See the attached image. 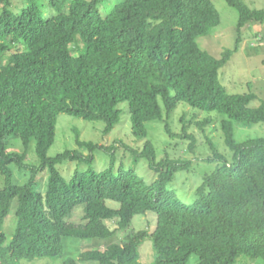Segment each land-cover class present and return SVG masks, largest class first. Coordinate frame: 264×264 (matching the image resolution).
Masks as SVG:
<instances>
[{"label": "trees", "instance_id": "trees-1", "mask_svg": "<svg viewBox=\"0 0 264 264\" xmlns=\"http://www.w3.org/2000/svg\"><path fill=\"white\" fill-rule=\"evenodd\" d=\"M20 1L23 7L0 0V264L57 258L65 239L112 241L123 230L128 233L122 243L87 250L64 264H142L139 248L149 238L156 264H190L193 256L195 264H243L242 257L264 264V137L235 139L237 124L264 123V104L253 107L256 94L232 95L220 83L221 70L240 51V38L221 58L199 46L198 39L221 25L212 1L48 0L45 7L43 0ZM226 1L239 14V34L251 23H264V10ZM123 103L139 139L148 137L151 121L165 122L176 138L169 120L180 103L221 115L232 160L214 151L220 166L188 205L168 185L192 162H158L150 140L142 151L128 150L148 161L156 175L152 183L135 169L116 167L115 145L81 141L79 134L77 144L88 155L67 150L49 157L61 114L104 122L108 135L120 122ZM8 138L21 141L24 152H8ZM191 138L194 152L197 140ZM33 143L39 166L27 163ZM97 152L109 156L102 171L91 167ZM68 162L90 168L67 180L58 167ZM13 165L31 171L25 184L15 182ZM47 171L44 193L41 173ZM14 202L16 229L7 245L5 224ZM78 207L83 221L70 222ZM151 212L158 217L154 232L130 230L134 218ZM114 220L116 229L109 226Z\"/></svg>", "mask_w": 264, "mask_h": 264}, {"label": "rangeland", "instance_id": "rangeland-1", "mask_svg": "<svg viewBox=\"0 0 264 264\" xmlns=\"http://www.w3.org/2000/svg\"><path fill=\"white\" fill-rule=\"evenodd\" d=\"M115 5L118 1L113 0ZM221 15V25L209 36L198 39L199 46L209 52L216 58H221L227 50H234L239 38L241 39L240 51L236 53L231 61L221 70L220 83L229 94L238 95L254 93L258 99L253 103V107H259L264 104V23H251L238 33L239 14L236 9L231 7L226 0H211ZM252 9L264 10V0H242ZM14 4L23 7L20 0H14ZM48 0H43L44 7ZM110 4L106 3L101 7V12L105 15ZM46 16L52 15V10L46 8ZM121 109L120 122L114 130L104 135V122H88L68 114H61L57 124L56 140L48 155L54 158L67 150H79L88 155L89 151L79 147L77 136L85 142H94L99 145L111 146L117 148L115 154L117 157L116 167L124 166L127 170L135 169L136 172L147 182L152 183L156 179L155 173L149 168L146 159L136 160L134 155L128 150L142 151L145 143L151 141L157 154V161L164 159L181 160L192 162L190 170L181 171L176 174L174 180L168 185V189L175 191L178 197L188 205L193 204L197 199V189L204 182L207 175L213 173L220 162L214 159V151H218L228 160H232L233 153L226 144V135L222 127V116L217 113H208L193 109L185 103H180L178 109L170 118L171 132L176 138H172L167 132L165 122L151 121L147 123L148 137L139 139L133 135L132 120L127 103L119 105ZM218 116V118H217ZM213 118L212 124L200 127V123ZM206 130V133L204 132ZM185 136H194L197 140V146L194 152L191 150V139ZM264 137V123L254 126H235V139L244 141L250 138ZM8 152H24L25 148L21 141L17 139L6 140ZM35 143L31 145L28 151L27 163L31 166H39L40 161L36 155ZM212 159V160H211ZM109 164V156L104 152L95 154V161L91 166L96 171L106 169ZM15 174V182L20 185L25 184L31 174V171L20 170L12 166ZM67 180H71L76 171H87L90 166L84 163L68 162L58 167ZM43 179L42 190L45 193L46 183L49 176L48 171L41 173ZM5 187V180L0 173V191ZM117 206V205H115ZM16 202L6 219L5 234L7 236V245L11 242L16 229ZM84 209L78 207L69 218L70 222L80 223L83 221ZM157 215L149 213L147 216H138L134 218L130 230L150 229L154 232L157 227ZM118 220L111 221L109 226L116 229ZM128 231H119L112 241L97 240H76L65 239V251L62 256L57 258H43L34 261L23 260L20 264H64L69 257L78 259L79 255L87 250L101 248L105 249L111 242L122 243ZM140 261L142 264H156V251L152 239L145 240L140 248ZM240 260H246L243 264H255L253 260L242 257ZM198 257L193 256L190 264H195ZM79 264H98L94 262H79ZM260 264V263H258Z\"/></svg>", "mask_w": 264, "mask_h": 264}]
</instances>
